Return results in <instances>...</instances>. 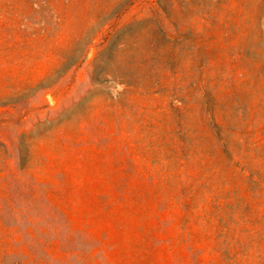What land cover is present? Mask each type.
<instances>
[{"label": "rangeland", "instance_id": "rangeland-1", "mask_svg": "<svg viewBox=\"0 0 264 264\" xmlns=\"http://www.w3.org/2000/svg\"><path fill=\"white\" fill-rule=\"evenodd\" d=\"M0 264H264V0H0Z\"/></svg>", "mask_w": 264, "mask_h": 264}]
</instances>
